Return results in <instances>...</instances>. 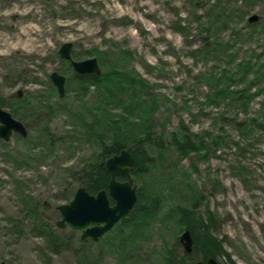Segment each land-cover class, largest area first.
<instances>
[{
	"label": "rangeland",
	"instance_id": "obj_1",
	"mask_svg": "<svg viewBox=\"0 0 264 264\" xmlns=\"http://www.w3.org/2000/svg\"><path fill=\"white\" fill-rule=\"evenodd\" d=\"M65 43L74 60L96 58L117 77L122 101L68 82ZM54 71L67 78L63 99ZM241 92L253 95L248 110ZM36 97L38 109L28 105ZM0 107L28 130L0 139V264H168L167 252L184 255L180 207L206 225L214 217L213 236L236 264H264V0H0ZM181 125L207 148L181 157L168 142ZM149 128L164 151L148 148L156 165L132 175V212L140 193V207L158 202L156 218L134 230L136 212L97 242L58 228L56 207L71 202L101 144Z\"/></svg>",
	"mask_w": 264,
	"mask_h": 264
},
{
	"label": "trees",
	"instance_id": "obj_2",
	"mask_svg": "<svg viewBox=\"0 0 264 264\" xmlns=\"http://www.w3.org/2000/svg\"><path fill=\"white\" fill-rule=\"evenodd\" d=\"M104 73L101 76H96V75L81 76L75 74L73 79L70 78L68 82L74 80L73 83H76L80 86V90H81L80 92L83 95H86L89 92V89H91V87L92 88L95 87L100 98H102L103 96V98L108 99L107 92H109V97L114 98L116 103L120 102V100L122 101L121 97H123V91L120 90V82L117 80V77L114 74L112 76H107V74ZM104 81L107 82L109 85L116 86L117 88L114 89V91L118 92V94L110 92L113 91L111 89L110 91L106 90L103 85ZM248 91L249 88H246L245 92ZM235 98L240 102V104H242L245 110H248L249 104H247L246 101L247 99H252L253 95L243 94L241 92V94H238V96ZM107 99L101 101L100 104L108 108V105L106 104ZM10 101L6 100L5 103ZM34 102L36 103L38 109L40 100H38L37 97L34 98L33 101L28 102V105L31 106L33 105ZM12 111L15 116H19L18 112L20 111V107L18 105L13 106ZM101 112L102 115L94 116V119L98 123H102L105 110L103 109ZM108 123L109 122H107V124ZM114 124L115 123H113V125ZM152 132H153V128H149L148 132H141L139 134L140 136H138L137 138L129 137L128 139L123 135H115L109 145L101 144L100 158L95 160V162H93L91 165L85 167L83 171V176H80L78 179L79 183L83 187H85L90 194H97L102 190H108L110 183V174L107 171L105 161L108 158L116 154H119L124 149L128 150L135 159L134 166L131 170L132 175L135 176V174H138V171H141L142 169H148L149 166L150 169L151 167H154L156 165V162L154 159L148 156L147 149L153 148L155 151L162 154V152L164 151L163 146L165 140L159 139L158 142H156L152 137L153 135ZM201 139L197 135L192 134V132L185 125H181L178 133L174 132L171 135L170 140L168 142H170V144L180 154L181 157H187L190 155L192 151L201 152L207 148V143L204 141L203 138ZM132 140H135V142L130 143ZM138 198L139 201H138V205L135 208V211L132 212L133 214L131 213L127 218L121 220L120 225L128 224V226H130L133 223L132 217L136 212L137 215L140 216V219L134 226L135 227L134 230H136L137 228L143 229L144 227H147L151 221L149 219L156 218V215L159 211V206L157 205L158 202L152 201L151 203H147L145 206L140 207L142 201L141 199L142 196L140 195V193L138 194ZM155 199L157 198L155 197ZM111 202L113 203L112 200ZM181 211L182 213H180ZM178 213H180L182 218L184 217L186 218V221H184V225L186 226L185 229L191 232L192 237L194 239L193 256L198 257V253L200 252L203 245L205 246V249H202L204 254L201 257V260L203 262L207 261L210 258L219 261V258L225 257L226 262L224 264H236V262L233 261L231 257H229V254L227 255V253L223 250V242L218 240L215 236H213L214 235L213 230L215 229L214 223H216L214 217L211 218L209 215L207 222L208 223L210 222V224L206 225L205 221H202L199 217L194 216L193 210L185 211L184 208L180 207L178 208ZM178 245H180L179 242ZM186 259L189 260L191 258L188 257L187 255L179 256L174 251H172V252H167L165 256V263L184 264V261Z\"/></svg>",
	"mask_w": 264,
	"mask_h": 264
},
{
	"label": "water",
	"instance_id": "obj_3",
	"mask_svg": "<svg viewBox=\"0 0 264 264\" xmlns=\"http://www.w3.org/2000/svg\"><path fill=\"white\" fill-rule=\"evenodd\" d=\"M258 19L257 16H252L249 18V22H257ZM72 50L73 44L65 43L59 49V54L71 63L75 73L98 76L102 74V69L96 58L76 61L72 58ZM50 79L57 89L59 98H65L66 77L58 72H53ZM16 96L21 98L23 91L19 90ZM14 133L24 138L28 136L25 125L0 107V139L9 141ZM134 163V157L127 150L109 158L106 161V168L111 176L108 191L102 190L94 195L90 194L85 187H79L70 203L56 207L61 216L57 227L65 229L69 226L74 230L81 231L80 240L83 243L88 242L89 239L95 242L99 241L104 234L134 210L137 203V189L131 177ZM179 242L184 253L192 255L194 239L189 230L182 233ZM195 264L204 263L198 261ZM205 264L218 263L214 259H209Z\"/></svg>",
	"mask_w": 264,
	"mask_h": 264
},
{
	"label": "bare ground",
	"instance_id": "obj_4",
	"mask_svg": "<svg viewBox=\"0 0 264 264\" xmlns=\"http://www.w3.org/2000/svg\"><path fill=\"white\" fill-rule=\"evenodd\" d=\"M21 42L28 43V45L30 44V40L29 39L22 40Z\"/></svg>",
	"mask_w": 264,
	"mask_h": 264
}]
</instances>
